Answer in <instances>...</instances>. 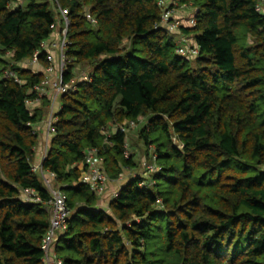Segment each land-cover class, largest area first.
<instances>
[{
	"label": "trees",
	"instance_id": "obj_1",
	"mask_svg": "<svg viewBox=\"0 0 264 264\" xmlns=\"http://www.w3.org/2000/svg\"><path fill=\"white\" fill-rule=\"evenodd\" d=\"M263 1L179 0L198 9L180 30L199 49L187 58L159 26V0H0V264H45L49 190L32 167L51 98L27 101L45 78L40 44L59 9L62 80L78 64L90 76L57 97L41 161L70 212L53 244L61 264H264ZM36 50L35 72L22 63ZM128 122L157 170L129 176L103 209L77 165L93 147L109 181L136 167Z\"/></svg>",
	"mask_w": 264,
	"mask_h": 264
},
{
	"label": "built area",
	"instance_id": "obj_2",
	"mask_svg": "<svg viewBox=\"0 0 264 264\" xmlns=\"http://www.w3.org/2000/svg\"><path fill=\"white\" fill-rule=\"evenodd\" d=\"M159 5L162 7V15L159 26L173 33L174 35H176V33L178 32V37L174 39L176 53L187 58H193L197 56V54L199 53L198 46L194 43V41L191 42L192 38L181 33L180 30L181 27L189 28L195 26V15L198 12V9L194 8L191 4L180 3L179 0H159ZM188 9H191V14H189L188 17H183L182 15ZM66 13L67 11L65 9H59V13L56 17V20H58L57 27L60 28L58 29L59 34L56 28V39L58 40V43H51L49 40H47L46 42H42L40 44V49L47 51V59L49 61V65L44 69V80L41 82V84L33 87V90L36 92L35 97L27 101L28 106L33 107L34 105L39 104L41 99L45 95L51 98L49 114L47 115L45 120L48 134H50L53 130L52 123L55 120V118L53 117V113L55 109L59 107L56 101L57 97L59 96V94L75 91L80 81L72 78L69 82L64 83L62 80L65 66L69 62V59L66 56V47L68 43L66 39L68 24ZM86 18L91 23H95V19L90 16V14L87 13ZM62 21L63 28L61 26ZM39 55L40 50H36L32 54V56L29 59L25 60L22 64L24 65L25 63H27L28 67L36 72L40 65ZM11 75L13 76L15 81L21 82V80H19L17 76L14 75L11 71H4L5 77H9ZM82 79L89 80V74L84 76ZM137 126L138 124H135L134 122H128L124 123L121 126V129L125 131L127 128L135 129L137 128ZM103 133L105 134V131H103ZM47 140L48 138L46 139L44 148L41 151L42 159L45 156ZM41 161L40 163L33 165L32 171L39 172L43 176L44 174L42 172ZM101 162L102 159L97 155L96 148L91 147L87 148L84 151L83 160L77 165L81 170L79 181L87 184L90 189L97 195L102 194L105 185L109 182V179L103 171ZM145 168L146 171L143 174L151 173L157 170L155 165H146ZM47 174L49 175V177L54 179L52 173L47 172ZM121 176L122 175L119 176L118 180H120ZM43 181L49 190V198L46 204L51 208L49 227L42 240V250L44 252L43 261L45 264H48L50 259H52L53 264H61L60 258L56 255L53 249V244L57 232L65 228V222L70 212L67 208L65 197L61 188L49 183L50 179L48 180L44 176ZM144 185L145 181H142L139 184L140 187H143ZM24 197L26 200H39V197H37L35 192L31 189L24 190Z\"/></svg>",
	"mask_w": 264,
	"mask_h": 264
},
{
	"label": "rangeland",
	"instance_id": "obj_3",
	"mask_svg": "<svg viewBox=\"0 0 264 264\" xmlns=\"http://www.w3.org/2000/svg\"><path fill=\"white\" fill-rule=\"evenodd\" d=\"M24 5H25V3H24ZM261 13L264 15V1L262 2V5H261ZM189 14H191V9L186 10V12L183 15L182 14H180V15H182L183 17H188ZM57 23H58V20L55 21V25H54L53 32H52L51 36L48 38V40L51 43H55V42L58 41L56 39V28H57V30L60 29V28L57 27ZM58 34H59V30H58ZM191 42H193V38H192ZM25 64H24V66L28 67V64L27 63H25ZM88 71H89V68L86 67V66H84L83 64L76 65L75 66V70H74V72H75L74 73V79L77 80V81L81 80L84 76H86L88 74ZM139 128H140V124H138V127L136 129L127 128V130H126V135H127V140H128L127 149H128V154H131V156L134 155V159L137 162L136 164H137V167L139 168V171L143 172V170L146 167V165H155L156 166L157 163H154V161H152V158H151V156L153 154V150H150L149 149V151H148L146 149V147L143 146L142 143H139L138 144L135 141L136 140V136H137V130ZM39 129L40 128L37 127V132L39 131ZM38 135H40L39 132H38ZM155 136H156V134L153 135V137H155ZM40 141L41 140H40V137H39V142ZM39 142H38V144H39ZM38 144H37V146H38ZM37 146H36V148H37ZM145 155L146 156L148 155V156L146 157ZM143 156H144L145 162L144 163H141V161L138 160V159L139 158H142ZM41 159L42 158H41V154H40V158L35 162V164L40 163ZM129 172H132V171H130L129 169H125L123 171V174H122L120 180L116 181L117 183L115 181H111L110 183H107L105 185L104 191L98 197L99 198L98 206L100 208L106 209L107 208L108 201H109V200H107L108 199L107 197H111L112 196L111 194H110L111 196H109V195H107V194L104 193V192L107 191V188L110 185H116L117 187L115 189L117 190L120 185L124 184L127 181L128 177L130 176L128 174ZM43 176L45 178H47L48 180L50 179L49 183H51L54 186H57L56 183H55V181L53 180V178L49 177V175L47 173H45ZM43 176H42V178H43ZM108 184H109V186H108Z\"/></svg>",
	"mask_w": 264,
	"mask_h": 264
},
{
	"label": "crops",
	"instance_id": "obj_4",
	"mask_svg": "<svg viewBox=\"0 0 264 264\" xmlns=\"http://www.w3.org/2000/svg\"><path fill=\"white\" fill-rule=\"evenodd\" d=\"M190 38H191V36L190 35H188ZM178 37V32L176 33V35L174 36V39H176ZM46 120V119H45ZM45 120L40 124V125H38L37 127L38 128H40L39 129V137H40V142H39V144H38V146H37V148L35 149V160L37 161L39 158H40V154H41V151L43 150L42 148H44V143H45V141H46V139L47 138H49L50 136H51V134H48L47 133V129H46V124H45ZM37 127H36V129H37ZM37 132V133H38ZM140 155V154H139ZM138 157V156H137ZM138 160H140L141 161V163H144L145 162V159H144V156L142 157V158H139ZM130 171H132V172H129L128 174L131 176V175H135V174H137V175H139V174H141L142 172L141 171H139V168L136 166V167H134L132 170H130ZM134 171V172H133ZM131 173V174H130ZM111 181H109L108 183H110ZM117 183V182H116ZM108 186H109V184H108ZM117 186L116 185H110L108 188H107V191L106 192H104L105 194H107V195H109V196H113V194L116 192V188ZM104 194V195H105ZM111 194V195H110ZM112 196L111 197H107L108 199L107 200H110L111 198H112ZM104 200V199H103ZM48 264H53V261H52V259H50V261H49V263Z\"/></svg>",
	"mask_w": 264,
	"mask_h": 264
}]
</instances>
